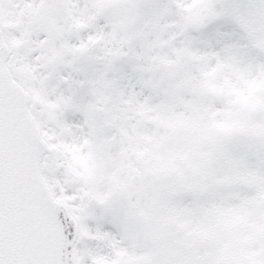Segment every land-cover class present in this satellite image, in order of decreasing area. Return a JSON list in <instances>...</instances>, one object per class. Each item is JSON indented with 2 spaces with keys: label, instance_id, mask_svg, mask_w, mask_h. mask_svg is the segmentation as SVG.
Masks as SVG:
<instances>
[{
  "label": "snow or ice",
  "instance_id": "snow-or-ice-1",
  "mask_svg": "<svg viewBox=\"0 0 264 264\" xmlns=\"http://www.w3.org/2000/svg\"><path fill=\"white\" fill-rule=\"evenodd\" d=\"M0 264H264V0H0Z\"/></svg>",
  "mask_w": 264,
  "mask_h": 264
}]
</instances>
